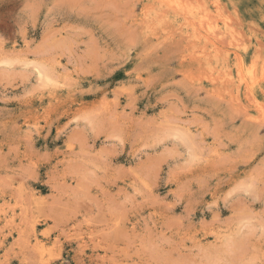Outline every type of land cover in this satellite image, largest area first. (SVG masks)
I'll return each mask as SVG.
<instances>
[{
    "label": "rangeland",
    "instance_id": "rangeland-1",
    "mask_svg": "<svg viewBox=\"0 0 264 264\" xmlns=\"http://www.w3.org/2000/svg\"><path fill=\"white\" fill-rule=\"evenodd\" d=\"M0 264H264V0H0Z\"/></svg>",
    "mask_w": 264,
    "mask_h": 264
},
{
    "label": "bare ground",
    "instance_id": "bare-ground-1",
    "mask_svg": "<svg viewBox=\"0 0 264 264\" xmlns=\"http://www.w3.org/2000/svg\"><path fill=\"white\" fill-rule=\"evenodd\" d=\"M176 9V8H175ZM195 21V20H194ZM202 25V24H201ZM196 29V28H195ZM238 44V43H237ZM240 72V71H239ZM243 77V76H242ZM249 93V92H248ZM253 102V101H252ZM255 118V117H254ZM40 254H41V252H40Z\"/></svg>",
    "mask_w": 264,
    "mask_h": 264
}]
</instances>
